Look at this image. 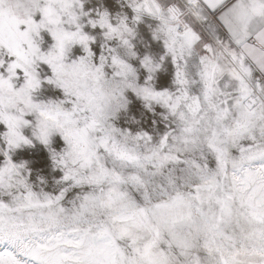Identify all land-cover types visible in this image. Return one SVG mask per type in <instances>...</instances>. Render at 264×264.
<instances>
[{"label":"snow or ice","instance_id":"6c2138e0","mask_svg":"<svg viewBox=\"0 0 264 264\" xmlns=\"http://www.w3.org/2000/svg\"><path fill=\"white\" fill-rule=\"evenodd\" d=\"M0 264H264V0H0Z\"/></svg>","mask_w":264,"mask_h":264}]
</instances>
